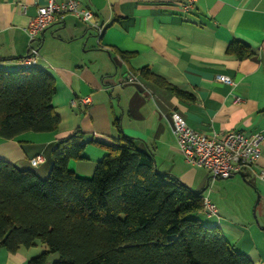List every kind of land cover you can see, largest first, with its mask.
I'll use <instances>...</instances> for the list:
<instances>
[{
  "label": "crops",
  "instance_id": "0c3cea01",
  "mask_svg": "<svg viewBox=\"0 0 264 264\" xmlns=\"http://www.w3.org/2000/svg\"><path fill=\"white\" fill-rule=\"evenodd\" d=\"M49 1L66 2L0 0V68L26 69L21 60L35 49L36 68L54 79L51 102L60 118L53 132L0 138V160L44 179L57 141L79 128L85 142L115 143L117 119L123 135L152 155L160 173L178 177L215 206V215H195L199 222L217 226L235 251L264 264V0H197L188 14L180 9L184 0H77L104 26L100 39L69 15L28 40L26 27ZM235 41L250 46L253 55L238 59L228 54ZM122 52L130 54L126 62ZM143 68L192 100L142 78ZM127 75L137 80L129 83ZM223 76L232 84L217 80ZM85 96L91 103L84 107L80 100ZM174 112L209 137L233 131L260 134V159L240 172L243 177L213 179L183 160L171 132ZM37 155L44 161L35 167L30 160ZM105 155L87 144L83 158L67 165L88 178ZM44 250L40 243L15 253L0 247V264H28ZM55 260L51 255L46 264Z\"/></svg>",
  "mask_w": 264,
  "mask_h": 264
},
{
  "label": "trees",
  "instance_id": "16d2710c",
  "mask_svg": "<svg viewBox=\"0 0 264 264\" xmlns=\"http://www.w3.org/2000/svg\"><path fill=\"white\" fill-rule=\"evenodd\" d=\"M227 53L238 59L253 55L250 46L238 41ZM129 57L120 54L125 62ZM139 73L192 100L149 68ZM54 93L53 77L39 68H0V138L57 130ZM113 125L120 134L112 144L85 142L79 128L57 141L45 180L0 160L1 248L15 253L43 244L45 250L28 264H46L51 255H56L52 264H253L229 245L217 226L195 218L203 212V192L160 173L152 155L123 135L119 120ZM87 144L106 155L91 177L82 178L67 164L81 160Z\"/></svg>",
  "mask_w": 264,
  "mask_h": 264
},
{
  "label": "built area",
  "instance_id": "2783aa9c",
  "mask_svg": "<svg viewBox=\"0 0 264 264\" xmlns=\"http://www.w3.org/2000/svg\"><path fill=\"white\" fill-rule=\"evenodd\" d=\"M196 2L197 0H184L180 9L183 13H191L194 11ZM69 15L92 29L95 37L101 38L104 26L96 21L95 14L77 0H66L64 3L49 1L47 5L37 10L36 17L31 19L26 27L28 40L32 41L51 25ZM37 58L38 53L33 49L21 60V63L26 67L33 68L37 66ZM125 79L129 83H134L137 80L135 75H127ZM217 80L232 84L225 76L217 77ZM90 103L89 96L80 100V105L84 107ZM73 106L76 104L74 103ZM170 118L171 132L183 160L194 167L203 168L213 179H227L240 172L249 171L261 157L260 142L263 138L260 134L246 137L240 131H233L225 132L222 135L213 134L209 137L189 128L177 112L172 113ZM43 161V157L37 155L30 160V164L36 167ZM202 209L207 215H215L217 212L207 197H203Z\"/></svg>",
  "mask_w": 264,
  "mask_h": 264
},
{
  "label": "water",
  "instance_id": "95a60500",
  "mask_svg": "<svg viewBox=\"0 0 264 264\" xmlns=\"http://www.w3.org/2000/svg\"><path fill=\"white\" fill-rule=\"evenodd\" d=\"M238 175H240L241 177H243V174L242 173H239ZM234 176V175H233ZM233 176H230V177H233Z\"/></svg>",
  "mask_w": 264,
  "mask_h": 264
},
{
  "label": "rangeland",
  "instance_id": "374dc122",
  "mask_svg": "<svg viewBox=\"0 0 264 264\" xmlns=\"http://www.w3.org/2000/svg\"><path fill=\"white\" fill-rule=\"evenodd\" d=\"M55 114H56V113H55ZM72 133H73V132H72ZM72 133H71V134H72ZM49 170H50V169H49ZM45 179H47V178L45 177L44 180H45Z\"/></svg>",
  "mask_w": 264,
  "mask_h": 264
}]
</instances>
